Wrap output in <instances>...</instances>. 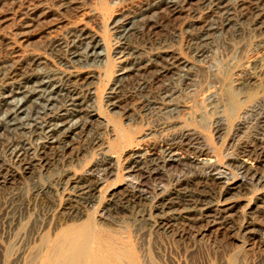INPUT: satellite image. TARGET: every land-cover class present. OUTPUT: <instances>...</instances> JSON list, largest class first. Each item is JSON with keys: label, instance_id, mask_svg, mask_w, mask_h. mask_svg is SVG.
<instances>
[{"label": "rangeland", "instance_id": "rangeland-1", "mask_svg": "<svg viewBox=\"0 0 264 264\" xmlns=\"http://www.w3.org/2000/svg\"><path fill=\"white\" fill-rule=\"evenodd\" d=\"M258 4V0H0V88L10 81L13 70L17 76L13 81L33 73L37 59L43 70L89 77L90 84L79 92L98 117L92 134L66 140L69 146L64 150H42L40 142L32 140L28 170L23 157L13 159L6 149L11 138L0 142V163L8 169L0 176L9 174L0 189V264H40L56 233L73 223L67 221L65 208L74 190L65 175L97 179L94 202L80 203L82 220L88 216L113 233L109 235L123 247L126 261L130 256L133 264H264V179L248 181L234 168L247 161L245 167L264 178V157L259 160L240 151L264 143V130L256 124L264 103V28L254 14ZM80 31L100 40L102 61L73 63V39ZM167 56L185 66L169 69ZM134 61L147 62L139 74L121 71ZM121 73L125 79H119ZM180 131L193 134L197 144L191 145L193 152L176 145L172 150L183 161L164 166L156 157L167 159V148ZM93 138L98 139L91 142ZM105 162L112 165L108 171L103 170ZM209 166L217 171L210 173ZM231 182L238 188L227 192ZM132 190L146 201L108 208L111 200ZM176 190L210 195L211 216L186 227L177 216L170 225L159 224L155 204ZM220 208L229 212L226 223L213 219Z\"/></svg>", "mask_w": 264, "mask_h": 264}, {"label": "bare ground", "instance_id": "bare-ground-1", "mask_svg": "<svg viewBox=\"0 0 264 264\" xmlns=\"http://www.w3.org/2000/svg\"><path fill=\"white\" fill-rule=\"evenodd\" d=\"M241 1H243V0H241ZM258 1H259V4H258L259 7L258 8L254 7V8H256L254 14L256 17L257 24L261 28H264V0H258ZM239 3L242 4V2H239ZM254 5L255 4H253V6ZM223 10H226V9H223ZM219 25H220V23H219ZM255 30H256V28H255ZM126 33H128V31ZM205 34H208V33H205ZM198 38L200 39V37H198ZM73 40H74L73 41L74 49H73V51H71L70 56L72 57L74 64H77V65H81L83 63L87 64V61H89V59H90V63L94 64V63L102 61V59L104 58V54L101 51L102 45L100 44V40H98L96 38V36L80 31V33L78 35H76L75 39H73ZM203 41L205 42V39L201 40V43ZM199 44H200V42H199ZM206 46H207V44H206ZM98 49H100V51ZM130 52H131L130 53L131 55L134 53V51H130ZM201 52H202V50H201ZM197 55H199V54H197ZM173 57H168V59H167L166 64L168 65L169 69L178 68L179 66H183V67L185 66L184 62L180 61L179 59L173 58ZM135 61H134V63L133 62L130 63L128 68H124L121 71L126 72V73L131 71V72H134L137 74L138 72L142 71L144 69L145 65L147 64V62H145L146 64L145 63L143 64L141 62H135ZM16 64H18V63H16ZM41 65H42V62L36 59L32 65V67H34V72L31 73L30 75H27V76L26 75L25 76H19V79L17 78L18 79L17 81H13V78L17 77L15 74L16 70H13L14 73H13L12 77L11 76L9 77V75L7 77L10 81L7 82L5 85H3L0 88V142H2L3 139H5V138H7L9 140L11 138V141L9 142L10 144L8 143L9 144L8 146L5 145L7 147L6 149L9 151L10 156L13 159H21L23 157V159L25 160L24 170H28L32 166V162H33L32 159H29V158H28L29 160L26 159L27 155L30 154L31 153L30 151L32 150V146L30 145L32 140L33 141H39L41 146L43 147L42 150L47 149V148L50 149V147H57L61 150H64V147L67 148L69 146V143H67L66 140H68V141L74 140V138L76 136L78 139H80L81 137H83V138L88 137L89 134H92V130L94 129L92 127H93L94 123L98 121V119H97L98 117L96 115H93L94 111L90 109V106L87 105L86 100L83 98L82 95H80V92H79L80 89H82V88H84L90 84L87 81L89 77L81 78V76L78 75L77 72L60 74V73H57L56 71H50L49 69L43 70V67ZM16 67H18V66H16ZM13 71H11V72H13ZM143 72H145V71H143ZM22 74H24V72ZM122 74L123 73H121L119 76L120 80L125 79V75H122ZM161 75H163V74H161ZM14 80H15V78H14ZM169 80L171 81V78ZM162 81H164V80H162ZM158 83L161 84L160 81ZM176 83H178V82H176ZM162 85H164V84H162ZM171 86H173V85H171ZM166 88H165V90H166ZM145 89H146V87H145ZM158 89L159 88H157V90ZM170 89L171 88L169 87L168 90H170ZM170 91L172 92V90H170ZM155 94H157V93H155ZM165 94H167V93H165ZM152 96H154V95H152ZM165 96H167V95H165ZM147 102H148V100H147ZM147 105H149V104H147ZM164 105H166V104H164ZM259 105H260V103H259ZM153 106L156 107L155 104ZM259 107H261L262 114L256 120V124L259 127L258 129H260V131H263L264 130V103H262V105ZM252 108H254V107H252ZM153 112H155V111H153ZM260 112H257V113H260ZM155 114H157V113H155ZM74 117H77V119L75 121H73V119H72ZM100 123H102V122H100ZM100 123H97V125H99ZM173 126H175V125H173ZM3 134H5L6 136L4 135V137L1 138ZM175 134H176L175 138H173L171 140L172 144L169 145L170 148H167V152H168L167 159L165 157V159L162 160L159 155H158L159 156L158 158L156 157V159L161 161V163L164 166H169V165H172L173 163L177 164V163L183 161L177 155L178 153L176 152L177 153L176 154L172 150V148H174L176 145H184L188 148V150L190 148V151H192V149H194L193 146H195L197 144L196 143L197 139L194 138L193 134H190L187 132L185 133L182 131L177 132ZM97 136H99V135H97ZM77 138H76V140H77ZM97 139L98 138H96V140ZM96 140L93 138V140L91 142H95ZM185 140L188 142L187 144L184 143ZM3 143H5V142H3ZM192 144H193V146H191ZM254 146H255V148L252 151H245V147H240L241 148L240 151H242V155L247 154L245 156H248L251 154V155H254L253 157L256 156L257 159L262 160L261 158L264 157V143L263 142L260 144L255 143ZM0 148H2V145ZM200 150L201 149H199V151ZM41 153H43V152H40V154ZM57 159H58V157H57ZM149 159H151V158H149ZM41 160L42 159H39V162H41ZM46 161H47V159H46ZM3 162H4V160H3ZM103 162H104V160H103ZM151 162H153V161H151ZM154 162H156V161H154ZM22 163H23V161H22ZM245 163L244 164L243 163L235 164L234 168H236L241 173H243L245 178L248 181L257 180V182H261L264 179L262 176V173H260L261 176H259V175L257 176L256 173L251 171L252 169L248 170L247 167H245ZM132 165H133V163H132ZM34 166H35V164H34ZM111 166L106 164V162H105L103 164V167H104L103 170L105 169V171H108V169H110ZM155 167H157V166H155ZM194 167H195V165H194ZM130 168L131 167H129L127 169H130ZM216 168L214 166H209L207 171H209L210 173H212L214 171L216 172L217 171ZM262 169H264V168L262 167ZM6 170H8V169H6V165H3V163L2 164L0 163V174H1V172L6 171ZM204 171H205V169H204ZM199 173H200V171H199ZM88 176L85 177V175H84L85 178L83 177V179H80V178L76 179V178H73L72 176H68V175L64 176V178H65L64 181L69 183L72 186V189L74 190V191H72V192H74L73 199H71L70 201L68 200L69 203L67 204V208H65L66 212H67V213L65 212L67 214L66 219L68 218L67 221L68 220H71V221L74 220V221L72 224H68L65 227H62L56 233L54 238L50 241L51 244L48 246V249L46 248V250L43 251L44 253L41 256L40 264H133L132 262H134V260L129 255H128L129 256L128 261L125 260V257L123 255L125 253L122 252L124 249L121 245L120 246L118 245V241L116 240V238L113 235H109V233H111V232H108L104 228L101 229L100 228L101 225H96L95 224L96 221H94L92 218H90L88 216L82 220V217L84 216V214L81 212L82 209L80 208L81 207L80 203H86L87 204L89 202L90 203L94 202L93 191L96 188V186L99 185V182L97 181V179L93 180L92 178H89ZM205 177H207V176L205 175ZM8 178H9L8 173H6V175H4V177L0 176V189L8 181ZM64 185H65V183H64ZM177 185H179V184H177ZM236 188H238V185H236L234 182L233 183L231 182L229 184L227 183V187L225 188V190L227 192H229L231 190H236ZM204 191H206V190H204ZM138 192L139 191H135V190L133 191L132 190V191H129L128 195L124 196V194H123V197L119 196V197L111 200V203L108 205V208L111 207V209H114L115 207H119V208L120 207H125V208L126 207H135V206L139 205L140 203H142L143 201H146V198L141 196L140 194L138 195ZM208 196H203L200 192L176 190L166 197H163V198L160 197L161 199L157 200L158 202L155 204L156 205L155 209L160 216L159 217V221H160L159 224L166 226L167 224H169L168 223L169 221H175L174 216H177L178 219L177 218L176 219L178 220V222L180 220V222L186 227V226L191 225V222L192 223H194L195 221L198 222V221H200L201 218L206 217V216L210 217L211 212H213L212 211L213 201L211 200L212 199L211 196L210 195H208ZM262 202H264V200ZM63 213H64V211H63ZM104 213H105V211H104ZM214 213H215V215L214 216L212 215L214 221L215 220L216 221L221 220L223 223L224 222L226 223L228 218H230L228 215L229 212L227 211L226 208H220V209L214 210ZM140 217H141V215H140ZM80 219H81V221H78ZM175 229H176V226H175ZM106 231L108 233H106V236H103L102 235L103 232H106ZM111 234H113V233H111Z\"/></svg>", "mask_w": 264, "mask_h": 264}]
</instances>
